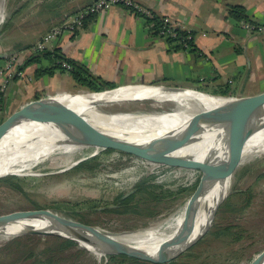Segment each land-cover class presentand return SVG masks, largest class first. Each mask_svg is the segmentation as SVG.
<instances>
[{"label":"rangeland","instance_id":"obj_1","mask_svg":"<svg viewBox=\"0 0 264 264\" xmlns=\"http://www.w3.org/2000/svg\"><path fill=\"white\" fill-rule=\"evenodd\" d=\"M10 7V1L6 0V16L0 25V54H7L6 64L13 60L14 53L29 56L30 48L42 38L37 37L39 30L14 26ZM165 22L172 26L166 19ZM22 24L25 26L28 23ZM20 38L25 45L15 43ZM32 41L36 42L30 44ZM55 43L48 50L52 51ZM63 85L70 91L76 89L72 77L64 78ZM193 89L210 94H217L215 92L218 91V87L213 84L197 85ZM223 89L229 92L228 96L238 93L251 96L258 86L250 84L240 91L234 84L225 85ZM2 91L0 86V93ZM168 106L170 104L165 103L162 108L168 109ZM102 108L136 113L160 109L149 100L109 103ZM98 151L95 155H86L84 160H79L68 169V162L64 160L55 165L47 162L40 164L30 174L9 173L1 176L0 215L50 209L70 219L114 233L156 229L195 191L202 175L201 169L154 164L114 149ZM200 163L202 165L203 162ZM139 184L141 188L153 184L154 187L146 192L137 191ZM129 192L132 193L128 200L129 207H115L118 198ZM226 226L231 227L229 234H217ZM60 239L30 234L6 239L0 237V264H161L130 259L111 260L105 255L98 258L78 245L64 247ZM263 251L264 156H261L251 158L236 168L229 192L218 205L208 230L190 248L171 263L165 264H251ZM31 252L33 256L30 257L28 255Z\"/></svg>","mask_w":264,"mask_h":264},{"label":"crops","instance_id":"obj_2","mask_svg":"<svg viewBox=\"0 0 264 264\" xmlns=\"http://www.w3.org/2000/svg\"><path fill=\"white\" fill-rule=\"evenodd\" d=\"M7 1L11 3L14 26L39 30V38L68 13L94 0ZM133 1L153 16L166 19L174 29L191 32L194 47L173 48L165 38L151 33L150 24L142 15L116 5L92 16L76 34L60 37L55 48L63 57L87 68L92 76L117 86L162 84L193 89L197 85L236 84L241 91L251 84L258 86L252 95L264 91V32L248 31L227 16L228 6L239 5L244 7L250 22L264 24V0ZM23 22L28 24L20 25ZM15 41L25 45L21 38ZM3 55L0 67L7 61V54ZM13 55L18 68L28 57L20 52ZM50 66L43 58L39 63L19 68L22 76L14 77L0 93V123L33 100L57 95L69 97L63 94L87 91L76 82L74 91L67 90L63 81L71 75L59 68L51 75L37 74L39 68ZM2 80L0 77V86Z\"/></svg>","mask_w":264,"mask_h":264},{"label":"bare ground","instance_id":"obj_3","mask_svg":"<svg viewBox=\"0 0 264 264\" xmlns=\"http://www.w3.org/2000/svg\"><path fill=\"white\" fill-rule=\"evenodd\" d=\"M4 15L3 12L0 24ZM62 99L68 102L69 107L78 115L59 113L58 120L53 123H22L1 137L0 177L9 173L30 174L34 167L46 162L55 165L65 160L68 162V169L76 165L78 160H84L86 155H95L98 150H102L103 146L94 140H88L87 137L107 131L105 128L127 135L133 141L147 143L151 147L169 145L205 125L199 121L201 115L232 101L190 90L173 92L156 86L134 85ZM132 100H149L160 109L140 113L110 110L112 116L103 115V121L90 113L91 103L106 106L109 103ZM165 103L170 104L168 109L162 108ZM178 153L190 154L189 161L191 159L199 162L207 159L210 163L226 161L227 164L223 166L224 176L218 174L215 165L210 168L203 162L202 166L208 167V171L202 179L201 186L175 213L156 229L154 227L143 231L118 233L111 236L112 240L155 253L158 250L176 249L205 233L211 225L217 202L229 192L236 168L251 158L264 156V122L238 135L229 138L224 136L212 138L197 148L195 145L190 146ZM230 165H233V168ZM228 167L232 169L230 174L226 175ZM58 219L64 222V225H61L63 230L67 228L68 232L74 233L79 231L87 238L96 236L94 231L65 223L68 222L66 216L50 210L42 214L40 219L33 215L30 219H19L12 225L0 226V237L3 239L16 237L29 228L37 232L55 230L56 226L59 227L55 224ZM81 245L96 257L103 256V253L89 244Z\"/></svg>","mask_w":264,"mask_h":264},{"label":"water","instance_id":"obj_4","mask_svg":"<svg viewBox=\"0 0 264 264\" xmlns=\"http://www.w3.org/2000/svg\"><path fill=\"white\" fill-rule=\"evenodd\" d=\"M5 5L6 0H0V21L3 16V12L5 14ZM11 15V12H10ZM9 15V16H10ZM8 16V18H9ZM5 19V15H4ZM1 25V24H0ZM0 57H4L3 54H0ZM156 86L163 88L167 91L173 92H182L186 90L194 91L196 93L207 94L214 97L225 98L227 100H232L231 102H227L219 106V108L208 111L207 113L201 115L199 121L202 122L201 127L190 132L185 135L183 138L165 146L159 147H151L147 143L133 141L127 137V135H123L120 132L109 130L105 128L107 131L95 135H89L87 137L88 140H94L99 145L103 146L102 149H114L117 151L124 152L126 154L137 156L143 160L154 164H162L165 166L172 167H182V168H196L201 169L202 175L198 182V185L195 191L201 186L202 179L205 177L208 167L202 166L199 161L194 159H190V154L178 153L179 151L186 149L190 146H194L197 148L202 144H205L212 138L215 139L220 136H224L226 138L235 136L240 134L241 132L253 127L259 123L264 122V91L257 93L255 95L249 96H226V95H216L201 92L196 89L182 88V87H174V86H166L162 84H129L122 86ZM121 86H117L113 89H107L102 91H88V92H80V93H66L65 95H69L70 97H75L79 95H85L89 93H100L111 91L119 88ZM63 97L61 95L50 96L46 98H40L37 100H33L29 103H26L22 107H20L17 111L13 112L9 115L5 120L0 123V139L1 137L8 132L13 127L21 125L26 122H41V123H53L58 120L59 113L67 115V113H71L74 116L78 115L72 108L69 107L68 102L63 101ZM136 101V100H132ZM92 110L90 111L96 118L102 120L103 115L112 116V111L107 110L106 108H102L101 105H97L91 103ZM103 121V120H102ZM107 123V122H106ZM85 140V139H84ZM104 142V143H103ZM79 161V160H78ZM189 161V162H188ZM210 160H204L210 168L215 165L218 170V174L220 176H224L223 166L226 161H217L210 163ZM233 164V163H231ZM231 167L233 165H230ZM231 167H228L226 171V175H229L231 172ZM194 191V192H195ZM131 193V192H129ZM128 193V194H129ZM126 194V195H128ZM227 195V194H226ZM225 195V196H226ZM225 196L219 200L214 208L213 215L218 207V205L222 202ZM50 211V209L46 210H30V211H15L7 214L0 215V226L3 225H12L19 219H30L31 216L35 215L38 219L42 217V214ZM53 211V210H51ZM213 217V216H212ZM68 222L72 225H77L78 227H82L87 231L96 232V236L90 238L85 237L80 234L79 231L76 233L68 232L67 228L63 230L64 222L63 220H56L55 230H48L46 232H40L26 229L23 234L18 235H41V236H52L61 238L64 240L71 241L78 245L80 248L89 251L86 247L81 244H89L94 247L97 251L103 253V256H112V255H123L131 258H136L137 260L142 261H153L161 264L168 263L174 260L177 256H179L182 252L190 248L204 233L200 234L193 241L185 244L181 247L171 250H158L155 253H151L148 250L140 249L132 245L124 244L119 241H115L111 239V236H114L118 233L105 231L96 226H91L88 224H84L82 222L70 219ZM124 234V233H120ZM17 235V236H18ZM90 252V251H89ZM251 264H264V251L255 258Z\"/></svg>","mask_w":264,"mask_h":264},{"label":"trees","instance_id":"obj_5","mask_svg":"<svg viewBox=\"0 0 264 264\" xmlns=\"http://www.w3.org/2000/svg\"><path fill=\"white\" fill-rule=\"evenodd\" d=\"M94 16V15H93ZM227 16L233 18L234 20H236L237 22H240L242 20L244 21H248L250 22V20L248 19L247 15H246V11L244 9V7L239 6V5H230L227 7ZM92 16H88L84 19L83 22V27L86 25V22L88 21V19H90ZM146 22L148 24H151L150 30L151 33L153 35H159V36H163L161 33H164L167 30V23L165 22L164 18L162 17H157V16H153L152 18H146ZM250 24H253L252 22H250ZM174 33L175 36H170L167 35L165 37V39L167 40V42H169V44L172 45L173 48L176 49H183L186 47H194V43H193V36L192 33H188L185 31H181L179 29H174ZM46 59L48 60L49 64L51 65L50 67L47 68H39L37 70V74H53L54 69L55 68H60L59 64H56V60L59 59V61L64 60L66 62H68L72 69L71 71H69V74L71 75L72 79L78 83L79 85L85 86L87 91H102V90H107V89H113L115 87H117L116 84L112 83V82H106L102 79H100L99 77H95L92 76L87 68H85L84 66H82L81 64L67 59L65 57H63L61 55V53L59 52L58 48H54L52 51L50 50H44L42 52H39L37 54L34 55H30L28 57L25 58V60L23 61V64L20 65V69H23L25 66L31 64V63H39L41 61V59ZM62 70V69H61ZM225 86V85H223ZM222 85H218V91L215 92L217 93L216 95H226L228 96V91L223 89ZM1 97V95H0ZM1 100V98H0ZM150 187H154L153 185H149L148 187H142L141 188V184H139L136 187V190H142L144 192H146ZM151 192V191H150ZM148 192V193H150ZM130 199V196L127 198H123L121 199L118 198L117 201H119L117 203L118 207H122V208H128L129 204H128V200ZM116 206V205H115ZM109 211H117V210H109ZM231 227L230 226H226L224 228L221 229V231L219 230V232H217V234L220 233H228L230 232ZM240 237V236H238ZM60 239V238H58ZM61 240V245H63L64 247H70V246H75L76 244L68 241V240H64V239H60ZM28 256H33L32 252L29 253ZM109 259L114 260V259H118L119 261H123L125 259H130L133 261H138L136 258H131L128 256H123V255H112V256H108ZM168 263H171L168 262Z\"/></svg>","mask_w":264,"mask_h":264},{"label":"built area","instance_id":"obj_6","mask_svg":"<svg viewBox=\"0 0 264 264\" xmlns=\"http://www.w3.org/2000/svg\"><path fill=\"white\" fill-rule=\"evenodd\" d=\"M116 5H123L131 8L134 12L142 15L144 18H152L153 15L149 10L143 9L140 5L134 4L130 0H94L91 4L86 7L79 9L76 12L68 13L63 20L56 25L54 28L49 30L39 42L29 50V56L42 52L44 50H48L52 47V45L65 34L74 35L76 34L83 26L84 19L88 16H93L99 14L102 11L109 10L111 7ZM240 26L248 31H257L264 32V24H250L245 21L239 22ZM151 27V24L149 25ZM164 37L167 35L175 36L174 27L169 26L164 33H161ZM12 61L5 63L2 67H0V77L3 78L1 91L6 87L8 82L13 77H21L22 72L18 68V64L14 62L15 56L12 57ZM59 66L65 72L71 71V65L62 60L59 61Z\"/></svg>","mask_w":264,"mask_h":264},{"label":"flooded vegetation","instance_id":"obj_7","mask_svg":"<svg viewBox=\"0 0 264 264\" xmlns=\"http://www.w3.org/2000/svg\"><path fill=\"white\" fill-rule=\"evenodd\" d=\"M119 152H121V151H119ZM122 153H124V152H122ZM124 154H126V153H124ZM134 191H135V190H133L132 193H133ZM132 193H130V194H128V195L125 194L123 197H121V199L129 197ZM118 202H119V201H118ZM115 207H117V208H122V207H118V206H115Z\"/></svg>","mask_w":264,"mask_h":264}]
</instances>
